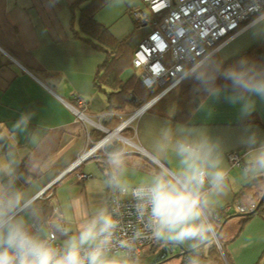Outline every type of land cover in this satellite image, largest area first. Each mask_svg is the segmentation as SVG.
<instances>
[{"label":"crops","instance_id":"obj_1","mask_svg":"<svg viewBox=\"0 0 264 264\" xmlns=\"http://www.w3.org/2000/svg\"><path fill=\"white\" fill-rule=\"evenodd\" d=\"M86 1L0 0V164H11L15 187L25 195V205L18 210V215L27 224L35 223L33 231L42 229V236L47 234L48 227L53 228L63 246L99 208L109 209V195L114 189L107 181L112 172L109 160L113 153L100 149L74 170L57 178L52 198L31 199L92 145L96 130H99L96 123L113 129L133 111H128L130 106L106 110L110 88L96 84V74L106 53L86 39L77 23L78 6ZM111 2L128 15L131 5L137 4V0H109L107 3ZM99 10L96 16L102 9ZM96 16L116 39L126 37V34L118 35L117 29L115 33ZM262 36L264 15L227 39L218 48V56L221 60L234 57ZM91 42L94 44L95 41ZM139 42H134L136 45L131 47L134 49ZM176 88L155 99L124 128L122 134L134 145L131 149L123 145L121 151L114 152L121 153L124 160L122 178L131 186L145 181L162 163L176 167L175 157L169 153L166 159L159 158L155 145L166 128L173 131L182 127L194 129L218 145L221 167L228 172L225 194L212 197L211 222L215 225L213 212L226 205L234 213L250 211L264 191V173H245L250 153L264 145V101L255 98L254 110L245 115L239 105L234 106L223 96L217 98L208 93L185 121H179L173 118ZM173 90L175 95H169ZM74 96L84 100L83 112L87 120L76 117L68 106L73 103ZM250 114L255 115L259 123L242 121ZM122 115L126 117L122 118ZM22 118H26V122L21 123ZM253 135L255 143H250L249 138ZM233 149L242 153L241 166H229L227 153ZM76 171L91 176L79 181L75 177ZM7 179L0 177L5 183ZM53 204L58 207L55 213H52ZM255 213L234 234L226 231L224 223L217 234L219 254L213 264H264V231H261L264 219ZM56 225L66 229L67 234L57 230ZM207 239L183 244L157 240L146 251L152 253L163 246L171 255L167 260L176 258L175 263L180 264L186 256L173 253ZM209 243L203 246L206 248ZM167 260L160 264H167Z\"/></svg>","mask_w":264,"mask_h":264},{"label":"clouds","instance_id":"obj_2","mask_svg":"<svg viewBox=\"0 0 264 264\" xmlns=\"http://www.w3.org/2000/svg\"><path fill=\"white\" fill-rule=\"evenodd\" d=\"M190 74L213 96H223L228 103L239 105L242 114L254 110L255 98L264 101V68L246 61L215 71L193 66ZM221 78L225 84L217 83ZM24 122L26 118L21 119ZM249 142L255 143L254 135ZM155 152L161 159L171 153L177 166L158 165L155 172L133 189L131 195L141 221L154 239L166 244L213 237L215 225L209 219L212 197L225 194L228 187V172L221 167L218 145L194 129L166 128L155 145ZM109 163L112 172L108 186L127 194L128 185L122 178L125 167L122 154L113 153ZM245 173H264V145L250 153ZM0 177L8 178L7 183L0 180V264H138V261L109 258L120 221L107 207L99 208L81 224L78 234L70 236L60 251L42 236V229L33 231L18 215L25 205V195L15 187L11 164H0ZM56 227L67 234L66 229ZM119 244L126 248L130 242L121 240Z\"/></svg>","mask_w":264,"mask_h":264},{"label":"built area","instance_id":"obj_3","mask_svg":"<svg viewBox=\"0 0 264 264\" xmlns=\"http://www.w3.org/2000/svg\"><path fill=\"white\" fill-rule=\"evenodd\" d=\"M140 1L143 5L131 8L129 13L134 23L147 25L150 31L134 49L131 65L139 70L138 77L146 88H159V91L152 99L134 109L115 129L107 131L96 123L95 126L106 133L67 165L55 179L42 187L31 201L42 197L52 198L53 184L57 178L74 170L83 160L97 154L100 149L103 150L112 139L116 138L133 146L134 144L119 131L127 127L137 114L150 107L155 99L177 87L193 66L200 65L227 39L264 15V0ZM68 106L76 117L87 118L83 112L85 103L82 98L74 96L73 103ZM227 159L230 167L241 166L242 153L237 149L230 150ZM90 176L91 174L87 172H75V177L79 181ZM138 185L128 186L127 194L114 190L109 195V210L114 213L120 224L116 232V242L108 255L120 251L125 258L132 259L139 257L157 242L136 212V201L131 193ZM224 208L228 210L229 206L226 205ZM57 211V205L53 204L52 213ZM213 218H218L216 211L213 212ZM28 226L32 230L36 229L35 223H30ZM214 231L212 235L216 239ZM43 237L48 238L53 247L63 250L64 246L57 240L53 228L48 227V232ZM121 240L129 241V246L121 247L119 244Z\"/></svg>","mask_w":264,"mask_h":264},{"label":"trees","instance_id":"obj_4","mask_svg":"<svg viewBox=\"0 0 264 264\" xmlns=\"http://www.w3.org/2000/svg\"><path fill=\"white\" fill-rule=\"evenodd\" d=\"M108 1L109 0H87L85 3L78 6V28L95 48L106 53L105 60L100 64L96 74V84H103L110 88L106 96V110H121L126 106L132 108L138 107L156 95L159 88H146L140 81L137 73H133L129 77H123V70L131 66V58L135 48L133 49L129 46L126 38L120 40L116 39L112 36L107 26L96 20L95 13ZM79 4L80 3L77 5ZM137 25L138 24L135 23V26ZM91 40L95 41L94 44ZM240 61H246L264 68V36L234 57L221 60L218 53L214 52L198 66H204L209 71H215L221 67L227 68L236 65ZM1 64L2 55L0 53V66ZM217 83L225 84L226 82L221 78L217 80ZM176 90V106L173 118L179 121H185L209 93L190 72L181 79ZM130 93H133V97H136V101L132 102L129 100ZM242 121H255L259 123L253 114L248 115L242 119ZM103 134V131L96 130L93 139L97 140ZM224 207L225 206L215 210L218 213V218H213L215 219V230L225 217L235 212L226 210ZM262 208H264V202H262L254 212H259ZM254 212L248 213L245 216H239L238 231ZM204 248L205 247L201 245L190 252L182 253V251L185 250L183 248L180 251V256L184 255L186 259L181 260L180 264H189L191 261H196L197 264H213L216 262L219 254L216 245L211 241L205 248L206 251Z\"/></svg>","mask_w":264,"mask_h":264},{"label":"rangeland","instance_id":"obj_5","mask_svg":"<svg viewBox=\"0 0 264 264\" xmlns=\"http://www.w3.org/2000/svg\"><path fill=\"white\" fill-rule=\"evenodd\" d=\"M113 3L114 2H111L110 4L106 3L101 8L102 10L100 9L101 12L99 13V15H97V16L95 15V16L97 18H99L101 21L108 24L109 27L113 31H115V33H117V31H116V29H117L119 32V33H117L118 35L126 34L125 38L129 44V46H132L133 44L136 45V43H134V42L142 41L143 38L147 35L148 31L150 30V27L147 25H141V24L134 26L135 23L132 19V16L130 14L128 15L125 12H122V11L120 12L119 11L120 9H118V5L116 6V4H113ZM124 5H125V3H124ZM142 5H143L142 2L140 0H137V4H134V5L132 4L131 7L132 8H138V7H141ZM135 45H133V46H135ZM133 73L138 74L139 70H137V69L134 70V68H132L131 66H128L123 70V77H129ZM169 95H175V91L174 90L171 91L169 93ZM133 108H135V107H133ZM133 108L128 107L127 109H129L128 111H130L131 109L133 110ZM124 114H126V113H124ZM121 117L124 118V117H126V115H122ZM125 129H126V127H125ZM125 129H122L119 131V133L122 136H124L122 134V132ZM124 134H127V133L124 132ZM124 148L131 149L132 146L128 143H124ZM255 214H257L262 219H264V208H262L259 212L255 213ZM225 228H226V231L234 234L238 228V216H233V217L229 218L226 221ZM261 231H264V229L261 228ZM219 238H220V236H219ZM212 242L216 245L217 251H219L218 250V244H216L217 240L213 239ZM167 252H168V250L165 247L161 246V247H159V249L154 250L152 253L144 251V252H142V254L139 257H135L132 259L125 258L123 253L120 251L113 252V253H111L110 256L109 255L108 256L110 259H113V258L114 259H126L130 262L138 261V264H155V263H158L161 260L167 259L169 256H171ZM173 254H176V253H173ZM175 262H176V258H170L167 260V264H176ZM189 264H193V262H190Z\"/></svg>","mask_w":264,"mask_h":264},{"label":"water","instance_id":"obj_6","mask_svg":"<svg viewBox=\"0 0 264 264\" xmlns=\"http://www.w3.org/2000/svg\"><path fill=\"white\" fill-rule=\"evenodd\" d=\"M129 100L134 102L136 101V97H133V93H130L129 94ZM122 147H123V142L121 140H118L116 138L112 139L110 142H108L104 149L107 151V152H111V153H114V152H119L122 150ZM264 202V191H262V193L260 194L255 206L250 210V211H247V212H236L234 214H231L227 217H225L222 222L220 223L219 227L216 229L215 231V235H217L221 229V227L224 225V223L231 217L233 216H245L247 215L248 213H252L254 212L255 210H257V208L259 207V205ZM212 236L210 238H208L206 241L192 247V248H189V249H185L182 251V253H187V252H190L192 251L193 249L195 248H198L199 246L201 245H205L206 243H209L211 240H212ZM181 253H176L175 256H179ZM167 259H164V260H161L160 262L158 263H155V264H160L161 262H165Z\"/></svg>","mask_w":264,"mask_h":264},{"label":"bare ground","instance_id":"obj_7","mask_svg":"<svg viewBox=\"0 0 264 264\" xmlns=\"http://www.w3.org/2000/svg\"><path fill=\"white\" fill-rule=\"evenodd\" d=\"M115 132H112V134H114Z\"/></svg>","mask_w":264,"mask_h":264}]
</instances>
